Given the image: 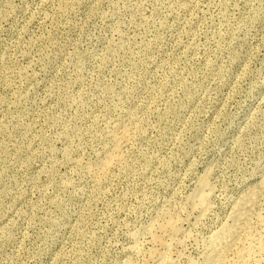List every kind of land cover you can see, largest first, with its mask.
<instances>
[{"label": "rangeland", "instance_id": "rangeland-1", "mask_svg": "<svg viewBox=\"0 0 264 264\" xmlns=\"http://www.w3.org/2000/svg\"><path fill=\"white\" fill-rule=\"evenodd\" d=\"M247 188L264 217V0H0V264H198Z\"/></svg>", "mask_w": 264, "mask_h": 264}, {"label": "bare ground", "instance_id": "bare-ground-1", "mask_svg": "<svg viewBox=\"0 0 264 264\" xmlns=\"http://www.w3.org/2000/svg\"><path fill=\"white\" fill-rule=\"evenodd\" d=\"M111 133L113 135L109 144L105 149L103 148L104 151L95 168L97 172L103 173L104 177L112 167L122 166L126 162L124 161V152L133 132L130 128H116ZM258 193L257 190L247 188L232 204L226 220L204 240L198 264H260L256 256L259 253H264V240L257 231L264 230V217L258 211ZM213 194L214 190L208 179L201 177L197 181L193 193L186 199L184 207L178 210L172 209V211L167 209L164 212L162 220L156 226L158 234L151 233L149 231L151 228L148 230V235L150 234L153 243L164 249L171 244L169 241L176 240L178 236L189 237L191 234L182 230L179 214L187 209L197 212V218L193 220L197 222L196 220L201 218L200 216L203 217L210 210ZM134 240L138 241V238L136 237ZM135 250L139 251L137 244L131 252H135Z\"/></svg>", "mask_w": 264, "mask_h": 264}]
</instances>
